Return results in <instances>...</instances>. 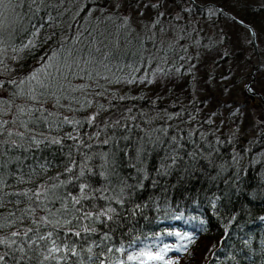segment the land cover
<instances>
[{"label": "trees", "instance_id": "obj_1", "mask_svg": "<svg viewBox=\"0 0 264 264\" xmlns=\"http://www.w3.org/2000/svg\"><path fill=\"white\" fill-rule=\"evenodd\" d=\"M256 1L141 0L137 6L131 0L130 6L129 0H120L113 13L117 0H64L59 5L51 0L40 4L39 12L27 0V8L21 4L15 15L6 12L11 35L0 60L9 70L0 74L6 86L0 96L10 97L13 79L39 68L46 53L54 54L57 37L63 40L70 25L85 36L87 29L102 30L101 15L113 13L107 25L120 40V58L108 70L101 68L107 80L73 79L85 88L71 94L79 103L62 101L65 107L52 109L51 123L43 117L30 123L37 139L55 137L62 145L29 148L25 141L0 157L5 182L0 184V214L21 216L28 205L12 201L25 198L11 194L44 185L65 199L71 216H81L75 211L81 205L94 215L108 207L116 210L109 213L112 220L83 221L98 230L85 245L94 252L100 249L93 241L127 251L150 245L155 252L169 245L164 254L169 264H264V105L258 99L251 103L243 88L241 101H234L232 88L239 80L230 77L235 62L244 60L254 71L250 90L264 98V87H258L264 78V0ZM158 2L159 8H143ZM159 12L164 16L157 25L144 28ZM120 14L132 17L130 43L124 42L127 30L121 35L116 27ZM242 28L248 36L240 35ZM29 40L36 46L23 48ZM245 77L246 82L251 78ZM220 78L230 82L220 85ZM64 117L79 123H64ZM246 125L255 132L240 137L236 130L246 133ZM69 167L72 172L66 171ZM81 183L88 185V198L74 205L71 199L81 195ZM24 226L17 221L0 236ZM104 233L109 240L102 239ZM117 258L123 257L108 253V264Z\"/></svg>", "mask_w": 264, "mask_h": 264}, {"label": "snow or ice", "instance_id": "obj_2", "mask_svg": "<svg viewBox=\"0 0 264 264\" xmlns=\"http://www.w3.org/2000/svg\"><path fill=\"white\" fill-rule=\"evenodd\" d=\"M50 2L51 0H31V3L36 5V12H39L40 4ZM63 2L64 0H56L57 5ZM21 4L25 8L28 6L27 0H0V54L7 51V48L3 46L9 41L11 35V28L5 27L7 21L5 13L11 12L15 15ZM136 4L139 6L141 0H136ZM129 5L132 6L131 0H129ZM119 6L120 0H117L113 13H118ZM160 6L159 2L143 4V8H159ZM113 13L98 17L97 19L104 23V28L102 30L97 28L95 31L87 29V36L83 32L77 34V30L70 25V30L64 34L63 40L57 37L54 54L53 52L46 53L41 58L39 68H33L20 79L11 81L14 86L11 96H0V157L6 152H10L12 148H19L25 141L28 142L29 148L33 144L37 148L40 144L62 145V139L55 137L50 140L37 139L34 134V126L30 128V123L38 124L42 117L46 123H51L48 121V117L52 115L53 108L65 107L62 101H68L69 105L73 102L79 103L77 98L71 94L83 92L85 88L74 85L72 82L74 78L79 80L108 79L107 76L101 75V68L108 70L111 61L120 58V40L116 37L114 30L107 25V21L112 18ZM120 15L122 18L116 27L121 29V35H124L123 29L127 30L124 42L130 43L129 37L135 31L132 17ZM139 15L143 16V11H140ZM163 16L164 13L159 12L156 19L145 23L143 27H155L158 18ZM42 26L43 24L40 25V27ZM35 46L34 42L29 40L23 45V48L30 49ZM12 51L16 52L17 49L13 47ZM128 54L131 55V52ZM0 65L3 66V69H0V74L4 70H9V66L3 60H0ZM127 82L135 83L136 80L130 79ZM139 82L144 83L145 81ZM5 87V83L0 81V88ZM68 110L72 109L69 107ZM5 116L9 118L5 119ZM95 118V115L89 117L93 121ZM63 122L79 123V121H69L67 117H64ZM10 125L14 126L15 130ZM14 137L19 138V142ZM69 138L76 139L71 136ZM5 145H10V147L5 148ZM66 171L72 172L73 169L69 167ZM2 172L3 164H0V173ZM83 175L84 172L81 171L79 176ZM3 183L5 182L0 179V184ZM52 187L54 188L55 185ZM87 187L86 183L79 185L81 195L79 198L73 196L72 204L81 205V201L88 198ZM5 195H9V193H5ZM11 195L25 198L23 201H12L13 203L17 205L26 203L28 206L21 210L23 213L21 216L10 212L9 217L12 219L0 214V231L6 226L14 227L17 221L25 226L11 231L9 236H0V264H8L9 261H13L14 264H29V262L31 264H68L69 261L71 264H108L107 254L113 252L119 253L123 257L117 258L116 264H127V262L150 264L154 261H163L164 264H169L164 255L170 250L171 246L169 245H165L155 252L151 250L150 245H145L139 250L127 251L124 246L114 247L105 244L104 247H101L100 243L93 241L95 247L100 249L99 252H94L92 246L85 248L92 234L98 230L91 224H84L83 221L95 222L99 221L100 217L112 220L113 217L109 213H114L116 211L114 208L108 207L94 215L92 212H84L83 205H81L80 209L75 210L80 212L81 216H71L73 209L68 207L65 199L44 185H38L35 190L16 192ZM57 201H59V207ZM3 206L4 201L0 198V207ZM101 208L103 209V206ZM176 235L180 234L176 233ZM102 239L109 240L108 233H104ZM183 239L189 243L194 242L191 236H184ZM184 247L187 250L186 246ZM4 248L9 251H2ZM128 248H132L131 241Z\"/></svg>", "mask_w": 264, "mask_h": 264}, {"label": "rangeland", "instance_id": "obj_3", "mask_svg": "<svg viewBox=\"0 0 264 264\" xmlns=\"http://www.w3.org/2000/svg\"><path fill=\"white\" fill-rule=\"evenodd\" d=\"M206 0H200V2H205ZM249 3H251V4H255L257 1L256 0H247ZM210 4V3H209ZM207 5V4H206ZM205 5V6H206ZM239 33H240V35L241 34H244V36H248L247 35V31L245 30V29H243L242 28V30L241 31H239ZM240 35H238L237 37H236V41L237 40H240ZM253 64H255V61L252 59V61H251ZM236 63V65H235V67H233V70H232V74H231V78L233 79V80H236L237 81V79L239 80V82H237L236 84H235V86L232 88V91H233V96H234V101H236V102H240L241 101V93H240V91H241V88H243L244 89V86H245V82L247 81L246 80V75H248V74H250V72H251V68L249 67V66H247L246 64H245V62H244V60H240V61H238V62H235ZM216 73V72H215ZM240 77H242V78H240ZM228 78V77H227ZM227 78L226 79H223V78H220L219 80H217L218 81V83L220 84V85H228V83L230 82L229 81V79L227 80ZM254 78H255V76H254ZM254 78H253V82H254ZM260 79V78H259ZM259 83V89H262L263 87H264V78L263 77H261V79H260V81L258 82ZM261 87V88H260ZM231 90V89H230ZM209 108V107H208ZM248 125V124H247ZM247 125L244 127L245 129H246V133H243V130L242 131H237L236 130V132H238L239 134H240V137H244V138H247V136H250V134H253L255 131H250V130H248V128H247ZM172 251H174L175 252V250H172ZM179 264V263H178Z\"/></svg>", "mask_w": 264, "mask_h": 264}, {"label": "water", "instance_id": "obj_4", "mask_svg": "<svg viewBox=\"0 0 264 264\" xmlns=\"http://www.w3.org/2000/svg\"><path fill=\"white\" fill-rule=\"evenodd\" d=\"M253 81V73H251V80L250 82H248L246 85H245V92L248 94L249 96V101L252 102L254 97H257L259 98V100L261 101V103L264 105V99L262 97H260L259 95L257 94H254L252 93L250 90H249V86H250V83Z\"/></svg>", "mask_w": 264, "mask_h": 264}]
</instances>
